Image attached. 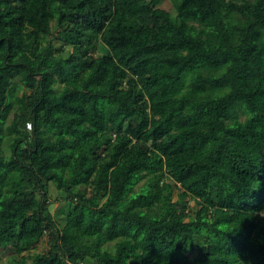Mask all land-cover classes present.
Instances as JSON below:
<instances>
[{
    "label": "trees",
    "instance_id": "trees-1",
    "mask_svg": "<svg viewBox=\"0 0 264 264\" xmlns=\"http://www.w3.org/2000/svg\"><path fill=\"white\" fill-rule=\"evenodd\" d=\"M162 1L0 0L11 264H264V0Z\"/></svg>",
    "mask_w": 264,
    "mask_h": 264
},
{
    "label": "rangeland",
    "instance_id": "rangeland-1",
    "mask_svg": "<svg viewBox=\"0 0 264 264\" xmlns=\"http://www.w3.org/2000/svg\"><path fill=\"white\" fill-rule=\"evenodd\" d=\"M162 9H165L171 13L174 12V8H173V4L171 0H164L162 1V3L159 6ZM55 46L56 48H59L60 46V42L55 41ZM24 84L22 82H19L18 84H16V88L14 91V94L16 95H21L24 92ZM4 151L5 154L8 155V149H7V145L4 144ZM49 190H50V199H51V206H50V213H54L56 212L62 205V201L59 202H55L54 201V197L56 195V190L54 188V186H49ZM194 205L193 201H189L187 203L188 207H192ZM180 208V206H179ZM47 242H48V238L44 237L37 245L35 248H33L30 252L28 253H23L22 255L29 261L31 256L33 254H37V253H43L46 249H47ZM13 256V253L10 251L9 248H4L0 251V262L4 263V264H11V258Z\"/></svg>",
    "mask_w": 264,
    "mask_h": 264
}]
</instances>
